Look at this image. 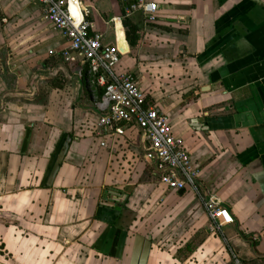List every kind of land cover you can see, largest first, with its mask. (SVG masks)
Masks as SVG:
<instances>
[{"label":"crops","instance_id":"obj_1","mask_svg":"<svg viewBox=\"0 0 264 264\" xmlns=\"http://www.w3.org/2000/svg\"><path fill=\"white\" fill-rule=\"evenodd\" d=\"M198 172L172 191L35 0H0V253L9 264H264V0H70ZM75 3L77 5H75ZM104 144V145H102ZM213 199L232 223L217 226ZM0 254V264L5 263Z\"/></svg>","mask_w":264,"mask_h":264},{"label":"built area","instance_id":"obj_2","mask_svg":"<svg viewBox=\"0 0 264 264\" xmlns=\"http://www.w3.org/2000/svg\"><path fill=\"white\" fill-rule=\"evenodd\" d=\"M35 1L41 5L44 18L67 41L69 50L86 62L93 85L103 89L96 103L102 115L95 123V130L103 134L114 130L117 135H122L120 123L134 124L148 143L146 158L156 160L158 169L163 172L160 183L172 191L193 187L198 172L191 167L181 140L173 136L167 117L146 104L143 92L132 75L115 72L121 56L117 47L105 44L102 33L96 32L92 23L84 19L80 6L75 13L71 5L74 2ZM136 11L143 13L147 22L154 23L157 3L153 0H130L126 13ZM204 209L217 226L232 223L228 211L213 199L204 203Z\"/></svg>","mask_w":264,"mask_h":264},{"label":"water","instance_id":"obj_3","mask_svg":"<svg viewBox=\"0 0 264 264\" xmlns=\"http://www.w3.org/2000/svg\"><path fill=\"white\" fill-rule=\"evenodd\" d=\"M117 49L120 54H124L127 51V46L124 37H121L119 40V44H117Z\"/></svg>","mask_w":264,"mask_h":264},{"label":"trees","instance_id":"obj_4","mask_svg":"<svg viewBox=\"0 0 264 264\" xmlns=\"http://www.w3.org/2000/svg\"><path fill=\"white\" fill-rule=\"evenodd\" d=\"M93 87H94V89L96 91V95H97V98L99 100L101 98L102 94H103V89H101L99 87H95L94 85H93Z\"/></svg>","mask_w":264,"mask_h":264},{"label":"rangeland","instance_id":"obj_5","mask_svg":"<svg viewBox=\"0 0 264 264\" xmlns=\"http://www.w3.org/2000/svg\"><path fill=\"white\" fill-rule=\"evenodd\" d=\"M0 254H3V255H4L3 257H4V261H5V263H3V264H9V263L7 262V259H10V257H11L10 254L3 253V252L0 253Z\"/></svg>","mask_w":264,"mask_h":264}]
</instances>
